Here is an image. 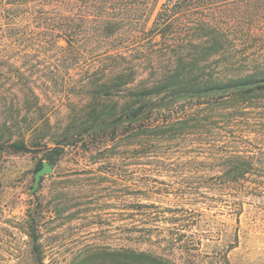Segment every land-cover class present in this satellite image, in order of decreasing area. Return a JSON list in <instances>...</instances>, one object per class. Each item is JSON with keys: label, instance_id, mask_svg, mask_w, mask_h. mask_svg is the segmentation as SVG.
I'll return each instance as SVG.
<instances>
[{"label": "rangeland", "instance_id": "374dc122", "mask_svg": "<svg viewBox=\"0 0 264 264\" xmlns=\"http://www.w3.org/2000/svg\"><path fill=\"white\" fill-rule=\"evenodd\" d=\"M123 1L137 10L133 25L147 31L166 2ZM192 7V16L179 21L180 37L195 27L196 42L204 43L212 37L210 28L223 29L227 42L213 63L217 74L227 76L229 68L264 71V0H192ZM138 41L150 48L148 40ZM62 59L51 50L9 58L34 81L46 115L59 128L68 122V100L76 98L88 69H68ZM1 85L2 90L12 88ZM8 99L18 105L17 98ZM256 103L231 122L211 121L202 135L167 144L160 159L135 160L124 148L94 157L67 148L37 188L42 154H3L0 264H72L90 247L155 250L178 264H264V98ZM236 163L251 168L239 178L262 186H247L238 194L227 190L233 178L228 171ZM184 185L190 190L184 192ZM33 205L41 233L38 252L26 234ZM171 218L188 219L187 227L178 232L181 224H171ZM143 229L147 242L140 239ZM178 233L185 238L172 240Z\"/></svg>", "mask_w": 264, "mask_h": 264}, {"label": "trees", "instance_id": "16d2710c", "mask_svg": "<svg viewBox=\"0 0 264 264\" xmlns=\"http://www.w3.org/2000/svg\"><path fill=\"white\" fill-rule=\"evenodd\" d=\"M192 8V0H166L147 31L133 25L137 10L123 0H0V81L12 87L0 88V156L41 153L37 171L44 162L55 168L67 148L91 157L124 148L135 160L160 159L167 144L187 142L189 136L202 135L211 121L231 122L254 107L264 98V71L229 68L227 76L217 74L213 63L223 56L224 31L210 28L212 37L204 43L196 42L195 27L180 37L179 21L192 16ZM139 37L148 40L150 48L145 49ZM43 50L62 55L60 63L68 69L88 67L76 98L68 100V122L62 128L51 124L31 77L18 61L9 60ZM8 67L11 73L4 71ZM10 96L23 105L8 102ZM250 170L249 165L234 164L227 190L238 194L247 186L259 189L260 182L248 184L239 178ZM183 187L184 192L190 190ZM36 209H29L26 234L38 252ZM170 220L181 224L178 232L188 224L184 218ZM139 232L147 242L146 229ZM176 236L172 240L185 238L182 233ZM72 264L178 263L155 250L90 247Z\"/></svg>", "mask_w": 264, "mask_h": 264}, {"label": "water", "instance_id": "95a60500", "mask_svg": "<svg viewBox=\"0 0 264 264\" xmlns=\"http://www.w3.org/2000/svg\"><path fill=\"white\" fill-rule=\"evenodd\" d=\"M52 171H53V166L50 163L45 162L43 164V167L35 175V183H34L35 188L38 187L41 177H44L45 175L52 173Z\"/></svg>", "mask_w": 264, "mask_h": 264}]
</instances>
